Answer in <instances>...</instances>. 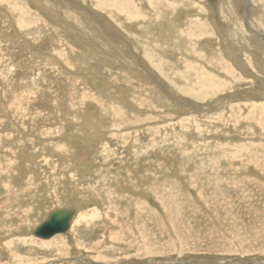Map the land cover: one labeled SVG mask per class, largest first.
<instances>
[{
  "label": "rangeland",
  "instance_id": "1",
  "mask_svg": "<svg viewBox=\"0 0 264 264\" xmlns=\"http://www.w3.org/2000/svg\"><path fill=\"white\" fill-rule=\"evenodd\" d=\"M33 1L0 0V264H264V0H169L179 24L152 15L181 47L85 0L139 66L64 0ZM57 208L70 229L35 238Z\"/></svg>",
  "mask_w": 264,
  "mask_h": 264
},
{
  "label": "bare ground",
  "instance_id": "2",
  "mask_svg": "<svg viewBox=\"0 0 264 264\" xmlns=\"http://www.w3.org/2000/svg\"><path fill=\"white\" fill-rule=\"evenodd\" d=\"M29 1H33V0H29ZM65 1V5H69L70 7V9H72V10H74L76 13H79L84 19H85V21L86 22H89V25H90V28L95 32V33H97V34H101V36H103V38L105 39V40H107V42L112 46V45H118L119 46V49L121 50V52H123V54H128L129 56V58H131V59H133V61H132V63H133V65H140V62H139V60H138V58H137V56L135 55V54H133V52L131 53V51H132V47L131 46H129V44H131V43H129L128 44V42H129V39L127 38V36H122V33H119V31L117 30L118 28L116 27H114V26H112L110 23H107V21L106 20H104L103 18H101V17H99V15L97 14V12H95L94 10L93 11H91L90 9L88 10V8L87 7H85L83 4H84V2H85V0H64ZM63 1V2H64ZM94 1H96L97 2V4L95 5V8L97 7V8H101V9H103L104 10V12H102V13H107L108 14V12H110L109 13V15L111 14V11H112V13H115L116 15H121V17L123 18V20H124V22H122V23H120L119 24V26H120V28L123 26V27H125V29H128L129 28V24H131V23H134V22H137V23H141V25L139 26L140 27V29L141 30H143V28L145 27L144 25L145 24H147V23H149L148 25L150 26V31L152 32V33H154L153 31H152V28H154V27H157L159 30H161L162 31V33L164 32V33H166L165 35L168 37V39H169V41H171V43L172 42H174V40H172V38L174 37V35H176V37H177V39L175 40L176 42H177V45L178 44H180L181 43V45H180V47L182 46V44H183V41H184V39H182V37H183V35L184 34H182V28L181 29H177V26L178 25H176V28L174 27V25H170L168 22H167V18H166V22L164 23V24H161V23H159L162 19H160V18H155L154 17V15L157 17L158 16V12H157V8L158 7H160V9L159 10H161L162 11V13L164 12L165 14V17H172V18H174L175 16H176V14H175V12L177 11H175V8L177 7L176 5H174V2L172 1V2H169V0H145V3H148V5L150 6L151 5V3H153L151 6H150V8H151V12L152 13H150L151 14V18L149 17H147V14L148 15H150L149 13H147V12H144V11H142L141 10V8L139 7V5L141 6V3H140V1H137V2H134V3H136V7L134 6V10L133 11H131V10H127V9H129L128 7H127V9L125 8H123V7H121V5L119 6V4L117 5V1L118 0H105V2L107 1L108 3H106V5H104V4H101L102 2H101V0H94ZM103 1V0H102ZM119 1H121L122 3H124V4H129V1L128 0H119ZM130 1H133V0H130ZM259 1H261V0H259ZM34 2V1H33ZM36 2H38V1H36ZM99 2V3H98ZM176 2V1H175ZM177 2H178V0H177ZM262 2V1H261ZM35 3V2H34ZM133 3V4H134ZM133 4H131V5H133ZM11 5V4H10ZM144 5V4H143ZM178 5V4H177ZM182 5H183V3H182ZM262 5H263V2H262ZM261 5V7H259L258 9H261V10H263L262 11V13H261V20H259V25H261V26H264V6H262ZM128 6V5H127ZM179 6V5H178ZM13 7V6H12ZM41 7H43L42 5H41ZM142 7V6H141ZM250 7V6H249ZM15 8V7H14ZM13 8V9H14ZM144 8H146L145 6H144ZM11 9V8H10ZM40 9V8H39ZM100 9V10H101ZM257 9V8H256ZM48 10V9H47ZM197 10V9H196ZM97 11V10H96ZM70 12V11H69ZM69 12H67V13H69ZM189 12V11H188ZM23 13V12H22ZM28 13V12H27ZM58 13V12H57ZM178 13H180V12H178ZM106 14V15H107ZM152 14H154V15H152ZM56 15H59V14H56ZM69 15V17H71V18H75L74 16V14L73 13H70V14H68ZM65 16V15H64ZM115 16V15H114ZM193 16V15H192ZM182 17V16H181ZM61 18V17H60ZM155 18V19H154ZM62 19V18H61ZM175 20L174 21H176L177 19H179V16L177 15L175 18H174ZM38 21V20H37ZM171 21V20H170ZM179 21H181L180 19H179ZM178 20H177V22H175V23H177V24H179L180 22H179ZM261 21V22H260ZM13 22V21H12ZM45 22V21H44ZM152 22V23H151ZM172 22V21H171ZM170 22V23H171ZM24 24V23H23ZM144 24V25H143ZM12 25V24H11ZM11 25H10V27H11ZM125 25V26H124ZM183 26V25H182ZM13 27V26H12ZM14 27H15V25H14ZM152 27V28H151ZM124 29V28H123ZM16 30H19V28H16ZM145 30H147V28L145 29ZM184 30V29H183ZM118 31V32H117ZM125 32H127V31H125ZM142 32V31H141ZM146 32V31H145ZM149 32V31H148ZM150 33V32H149ZM186 33V32H185ZM203 33V32H202ZM16 34H17V32H16ZM126 34V33H125ZM174 34V35H173ZM190 34V33H189ZM201 35V34H200ZM134 36V35H133ZM145 36V35H144ZM197 36V35H196ZM208 36H209V34H208ZM211 36V35H210ZM61 37H63V36H61ZM147 37H149L148 35L146 36V38ZM185 37V36H184ZM194 37V39L196 38H199V36L198 37H195V36H193ZM193 37L191 36L190 37V39H193ZM150 38V37H149ZM187 38H188V36H187ZM205 38V37H204ZM64 39V38H63ZM135 39V38H134ZM175 39V38H174ZM194 39H193V41H194ZM186 41V40H185ZM261 41V40H260ZM150 43H147V46L149 45ZM173 44V43H172ZM186 44V43H185ZM195 44V43H194ZM52 45V44H51ZM133 46H134V44H133ZM176 46V45H175ZM149 47L151 48V47H155V51L154 52H152V50H148L149 51V54L148 53H145V55H146V57L149 59V61L151 62V64L153 65V67H158V64L159 63H157V48H158V45L157 44H152V46H151V44L149 45ZM68 49H69V47H67ZM64 49V48H63ZM67 49V52L70 50H68ZM102 49V48H101ZM104 49V48H103ZM195 49V48H194ZM62 50V49H61ZM73 50V49H72ZM134 51V50H133ZM135 52V51H134ZM147 52V51H146ZM228 52V51H227ZM69 53L70 54H75V53H73L71 50L69 51ZM68 53V54H69ZM225 53V52H224ZM60 54H61V52H60ZM63 54V53H62ZM61 54V55H62ZM58 55V54H57ZM56 55V56H57ZM60 55V56H61ZM67 55V54H66ZM105 54H103V56H104ZM106 56V55H105ZM53 57V56H52ZM63 57V56H62ZM53 58H55V57H53ZM68 58V57H67ZM231 58V57H230ZM55 59H57V58H55ZM69 61V60H68ZM159 61V60H158ZM214 61V60H213ZM63 62V61H62ZM104 63H107V60L104 62ZM103 63V64H104ZM60 64V63H59ZM71 64V63H70ZM61 65V64H60ZM214 65V64H213ZM69 66V65H68ZM61 67V66H60ZM69 69V68H68ZM72 69V68H71ZM256 73V72H255ZM169 79V78H168ZM99 80H101V82H103V83H107V82H105V80H103V79H101V78H99ZM199 98H201V97H198V99ZM182 102V101H181ZM101 104V103H100ZM184 104H186V103H184ZM188 106H190V107H193L194 108V105H190L189 103L187 104ZM186 107V106H185ZM199 107V106H198ZM111 108V107H110ZM186 109V108H185ZM188 110V109H187ZM83 127V126H82ZM104 131V130H103ZM76 142V141H75ZM82 157H83V155H82ZM241 163V162H240ZM231 167V166H230ZM232 168V167H231ZM242 169V168H241ZM52 173V172H51ZM147 176V175H146ZM153 176V175H152ZM207 178V177H206ZM46 180V179H45ZM231 180V179H230ZM210 182V181H209ZM153 183V182H152ZM214 184H216V183H214ZM213 184V185H214ZM218 187V186H217ZM216 187V188H217ZM213 189V188H212ZM145 189H143L142 188V190H140V192L143 194H145L146 195V192L144 191ZM147 190V189H146ZM138 191V190H137ZM140 193V194H141ZM152 194V193H151ZM214 194V193H213ZM153 195V194H152ZM230 195V194H229ZM156 197V196H155ZM157 199V201H159V203H160V205H161V207H162V210L165 212V213H168V216H171V208H170V205L172 204V206H173V208H174V211L176 212H178V210H175V207H177V204L175 203V201L172 199H170V198H167V199H158V198H156ZM232 199V198H231ZM238 199V198H237ZM164 200V201H163ZM145 203V202H144ZM141 205V204H140ZM143 205V204H142ZM141 205V206H142ZM145 208H147L146 206H145ZM54 210V209H53ZM143 210L144 211H149L148 209H144L143 208ZM50 212V211H49ZM146 213V212H145ZM138 214H139V211H138ZM144 214V213H143ZM148 214V213H147ZM145 215V214H144ZM150 215H152V213L150 214ZM156 215V214H155ZM178 215V214H177ZM142 216V215H141ZM75 217L76 216H73V218H72V220H71V223H72V221L75 219ZM155 218V217H154ZM114 219V218H113ZM170 219V218H169ZM77 220V219H76ZM155 220V219H154ZM158 220V219H157ZM159 221V220H158ZM71 223H70V225H71ZM69 229H70V227H69ZM31 239V238H30ZM104 239V238H103ZM34 240V239H33ZM35 241V240H34ZM29 242V241H28ZM141 242V241H140ZM36 243V242H35ZM34 243V244H35ZM142 243V242H141ZM144 244V243H143ZM60 245V244H59ZM44 246V245H43ZM147 246V245H146ZM61 248V247H60ZM66 250V249H65ZM58 251V250H57ZM63 252V251H62ZM58 253V252H57ZM63 254V253H62Z\"/></svg>",
  "mask_w": 264,
  "mask_h": 264
},
{
  "label": "water",
  "instance_id": "3",
  "mask_svg": "<svg viewBox=\"0 0 264 264\" xmlns=\"http://www.w3.org/2000/svg\"><path fill=\"white\" fill-rule=\"evenodd\" d=\"M74 215V210L60 208L52 210L46 220L32 231V235L40 240H48L55 235L64 234L69 230Z\"/></svg>",
  "mask_w": 264,
  "mask_h": 264
}]
</instances>
